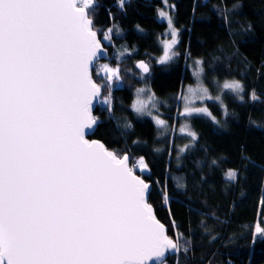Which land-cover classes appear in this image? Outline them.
Instances as JSON below:
<instances>
[{"label":"snow or ice","instance_id":"snow-or-ice-1","mask_svg":"<svg viewBox=\"0 0 264 264\" xmlns=\"http://www.w3.org/2000/svg\"><path fill=\"white\" fill-rule=\"evenodd\" d=\"M125 3L118 0L121 10ZM97 7L96 0H0V264H166V254L181 250L180 235L173 239L156 219L150 185L127 156L87 138L98 126L92 104L104 87L90 67L104 51L93 27ZM159 16L173 37L163 64L175 55L177 32L166 11ZM223 88L244 91L238 81ZM103 103L110 107V97ZM193 113L210 115L185 103L181 115ZM256 234L264 237V229Z\"/></svg>","mask_w":264,"mask_h":264},{"label":"trees","instance_id":"trees-1","mask_svg":"<svg viewBox=\"0 0 264 264\" xmlns=\"http://www.w3.org/2000/svg\"><path fill=\"white\" fill-rule=\"evenodd\" d=\"M96 2L94 30L100 39L112 29L111 43L103 46L111 66L126 81L138 86L130 77L138 73L133 62L149 58L150 89L157 98L170 99L191 83L184 65L194 58L202 60L209 78L238 81L244 89L242 101L223 95L224 119L217 104L207 105L222 121L220 126L201 116L189 119L196 142L179 168L171 163L174 142L169 143V131L160 134L153 119L134 111L131 88L114 89L110 109L99 106L94 111L98 126L89 138L129 155L131 163L142 158L148 167L149 173H142L152 185L148 202L167 234L181 237L180 252L167 264H264V237L256 234L257 226L264 229V38L258 65L239 50L264 32V0H169L178 42L177 57L168 66L154 64L162 53L158 39L167 28L158 18L161 0H126L123 10L118 0ZM246 14L254 18L248 20ZM114 48L132 53L116 63ZM93 79L102 82L96 75ZM170 103L160 117L173 123L174 101ZM229 170L237 172L235 180L227 178Z\"/></svg>","mask_w":264,"mask_h":264},{"label":"rangeland","instance_id":"rangeland-1","mask_svg":"<svg viewBox=\"0 0 264 264\" xmlns=\"http://www.w3.org/2000/svg\"><path fill=\"white\" fill-rule=\"evenodd\" d=\"M163 2V8H161L158 11V18L160 21H163L167 24V20L163 19L159 16V12L160 11H166L168 13V15L171 17V10L173 5H169V0H167V3L164 2V0H161ZM172 6V7H171ZM245 18L248 20L253 19L254 17L250 14H246ZM172 19V18H171ZM173 22V20H172ZM173 27L174 23H173ZM176 30V28H175ZM177 32V36H176V40L178 42V31ZM106 30L103 32L102 37L99 39L101 45L105 44V45H109L111 43V35L114 34L113 32H111L110 35V40L109 41H105L103 39L104 35L106 34ZM98 36V34H97ZM172 35H171V31L168 28L164 31V33L162 34V36L159 37L158 39V43L159 46L161 48V55L154 61V64L156 65H163V66H168L171 62L174 61V59L177 57V53L175 52V45L172 46L171 51H170V55L172 53H175V55L172 56V58L170 60H168L166 63H159L158 61L160 60V58L164 55V49H165V42H171L172 40ZM263 38H264V32H258V38L255 41H250V42H244L239 46V50L240 52L249 60L251 61L254 65H258L259 60H260V56H261V48H262V44H263ZM117 48H114L112 55L115 56V61L116 63H120L122 61H124L127 57L129 58L131 55V51L126 50V49H122L117 51ZM186 64L184 65L185 69L187 70L190 79H191V83L190 84H184L180 91L170 97V99L166 98H157L152 90L149 87V79H148V73L150 72V69L152 67V63L150 61L149 58L147 59H140L138 61H134L133 65L135 67V69L138 71V73L133 72L130 74V77L133 76L135 77V79L138 81V86H135L134 83L128 82L126 81L123 76L120 73V69L118 67H113L110 64V61H106V62H99L95 64V68L96 72H92L93 76L96 75L97 77H100L102 79V82H100L101 84L104 85V87L101 88V96L99 98L98 104L96 109L100 106L102 107H108L110 109L111 104H112V92L114 89L117 88H131L134 94V102H133V106L136 105V107H143V111L142 112H137L135 111L140 117L143 118H150L153 119L155 122L156 120L154 119V117L165 121V125L164 126H158L157 127L159 129L160 134L161 133H167L169 131V143L173 140L174 145H173V152H172V156H171V163L174 165L175 168H179L180 164H181V159L182 156L190 149L193 148L196 139H193L191 136L187 135V132L190 130L191 132H193L190 128V124H189V119L191 117H195V116H201L204 118H208L211 121H213L215 124H217L218 126H220L222 124L221 120H218L216 118L213 117V115L211 114L209 108H208V104L209 103H215L219 106V108L222 110L223 116L222 119L225 118L226 116V108L222 102V97L224 94H228L234 98H236L239 101H242V93H234L233 91H231L230 89H224L223 85L226 82H233L234 80H224L222 82H219L215 79H211L207 76L204 68H203V62L201 59H194V58H187L186 59ZM200 62L199 64L197 62ZM145 64L148 66V71L147 72H143L141 70L140 67H138L139 64ZM108 65L109 68L112 69H116L117 70V74L115 76H111V74H107L105 73L104 69H103V65ZM94 68V69H95ZM108 77V79H105V77ZM111 85L110 88V93H109V87L108 85ZM206 88L208 90V96H211L212 99H208L204 96L203 92L200 91V89ZM140 89H144L143 92H140ZM189 89H192V92H189ZM187 96L188 100L185 101L184 99H182V97ZM110 97V107L109 104H105L103 103V100L106 98ZM217 97H219V99H217ZM173 100L174 101V113H173V123H168L166 120H164L162 118V116L160 117V115H162V110L166 109L167 111L170 110L171 108V103L170 101ZM142 102V103H141ZM185 103H188L189 107H193V108H206L207 112L210 113V115L208 114H196L193 113L191 115H181L182 112H184V105ZM132 106V108L134 109V107ZM100 108V109H101ZM185 132L181 133L180 129L182 127H185ZM196 136V134H195ZM181 149H183V151H181ZM114 153V152H113ZM118 156H120L121 158L126 156V154L124 153H115ZM129 156V155H128ZM131 159V157H130ZM143 160L142 158H139L138 160H136V162H132L131 166L133 165L134 167V172L141 178L142 177V173L148 174L149 170L148 167L144 168L143 165L140 164V161ZM144 164L146 165L145 161L143 160ZM143 169V170H142ZM177 255V253H175ZM167 258H166V264H167V260L170 257H175L171 256L170 253L167 254Z\"/></svg>","mask_w":264,"mask_h":264},{"label":"water","instance_id":"water-1","mask_svg":"<svg viewBox=\"0 0 264 264\" xmlns=\"http://www.w3.org/2000/svg\"><path fill=\"white\" fill-rule=\"evenodd\" d=\"M97 39H99V37L97 36ZM102 47H103V49H104V51L103 52H101V53H98V59H96V60H94L93 61V64L90 66L91 67V71L93 72V69L95 68V64L96 63H99V62H101V61H108L109 60V54H108V51L104 48V46L103 45H101ZM141 70L143 71V72H145L142 68H141ZM92 78H93V74H92ZM101 96V95H100ZM99 98L100 97H98V98H96V99H94L93 100V104H92V115L94 114V111H95V109H96V107H97V104H98V101H99ZM94 116V115H93ZM95 132V131H94ZM93 134V132H89L88 133V135H87V138L89 139V140H95V139H90L89 137L91 136ZM112 152V151H111ZM127 156V166L130 168V164H131V159H130V156H128V155H126ZM134 174L136 175V176H138L135 172H134ZM141 178V177H140ZM141 179H143V178H141ZM144 180V179H143ZM145 181V180H144ZM145 183H147V184H149L150 185V193H151V191H152V185H151V183H149V182H146L145 181ZM149 201V200H148ZM153 208V207H152ZM153 212H154V214H155V211H154V209H153ZM155 217H156V215H155ZM157 219V218H156ZM158 220V219H157ZM166 228V227H165ZM166 230H167V228H166ZM170 255L171 256H174V255H176L175 253H170ZM167 254H166V257H165V259L167 258Z\"/></svg>","mask_w":264,"mask_h":264},{"label":"built area","instance_id":"built-area-1","mask_svg":"<svg viewBox=\"0 0 264 264\" xmlns=\"http://www.w3.org/2000/svg\"><path fill=\"white\" fill-rule=\"evenodd\" d=\"M132 169H134L133 165L131 166Z\"/></svg>","mask_w":264,"mask_h":264},{"label":"clouds","instance_id":"clouds-1","mask_svg":"<svg viewBox=\"0 0 264 264\" xmlns=\"http://www.w3.org/2000/svg\"><path fill=\"white\" fill-rule=\"evenodd\" d=\"M132 164V163H131ZM131 164H130V168H131ZM134 170V169H133Z\"/></svg>","mask_w":264,"mask_h":264}]
</instances>
